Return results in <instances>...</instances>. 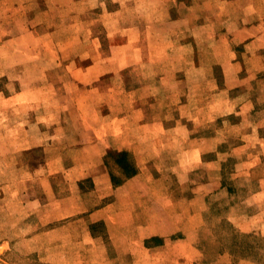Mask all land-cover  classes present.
Masks as SVG:
<instances>
[{
	"label": "rangeland",
	"instance_id": "rangeland-1",
	"mask_svg": "<svg viewBox=\"0 0 264 264\" xmlns=\"http://www.w3.org/2000/svg\"><path fill=\"white\" fill-rule=\"evenodd\" d=\"M59 1L0 0V264H264V0L181 6L194 44L171 0ZM130 22L124 97L102 60Z\"/></svg>",
	"mask_w": 264,
	"mask_h": 264
},
{
	"label": "crops",
	"instance_id": "crops-1",
	"mask_svg": "<svg viewBox=\"0 0 264 264\" xmlns=\"http://www.w3.org/2000/svg\"><path fill=\"white\" fill-rule=\"evenodd\" d=\"M77 1H78L77 3H80V2L84 3L81 0H77ZM171 2L172 3L168 4V6H167L168 20H170L171 22H177V23H181V24L185 25V27H184L185 29H183V30H179V29L174 30L175 31L174 33L172 31L171 36L172 37H178V36H180V31L187 30L189 33V36H191V40L193 41V44H194L197 40L195 39V37H196L195 34H193L194 32L190 31L189 26H190L191 20L188 16L181 15L180 11H179V8L181 6H187V8L189 9L190 5H193V0H171ZM101 3L102 2H100V4ZM59 4L63 5V0H60ZM102 5H104V12H106L105 14H103L105 16H111V15H107V14L119 12V11H109L106 7L105 2ZM117 10H119V9H117ZM104 25L109 27L106 24H104ZM249 25H247L246 27L249 28L251 26H254V24H252L250 26ZM247 28H243L242 33H244L247 36H251L249 34ZM81 34L82 33H80L79 35H81ZM106 35H107L108 39H111V37H119L122 39H119L118 42L115 41V44H113V47H111L112 44H110L111 53H109L108 57H106L102 61L103 62L108 61V64H111V63H114V64H111V67H113V68H110V71H104V73L109 72L108 74H113L111 76L118 79L117 83H119L121 85L120 86L121 87L120 94H122L124 97L127 96V94L132 95V93H134L135 91L133 89L131 90V88L130 89L127 88L128 84H126L124 78L120 75H121V72L127 70L131 66L135 67V64H141V60H142L141 52H143L141 40H142V37H145V35H148V30L143 31V27H141V23L136 24V23L130 22V23L124 24L123 26L120 25V27L114 31L108 30ZM255 35H253V36H255ZM253 36H251V37H253ZM88 37L91 38V40L93 42H95V44L97 45V51L100 52L101 41H100L99 35L95 34L92 30L91 33L88 32ZM203 37H206V36H203ZM203 47H204V45H203ZM193 49H194V46H193ZM193 51H195V49ZM237 53L233 59L238 58L239 52L237 51ZM99 63H100L99 61L98 62L94 61L87 68H92V70H96L97 66H95V65L99 64ZM232 64H234V63H232ZM200 65L201 64H199L197 66L191 65L190 68H191V70L197 69V68H200L199 67ZM204 65L206 67L207 65L209 66L211 64L205 63ZM214 67H219V69H223L224 71L227 70V67H228L227 60L219 61L218 64H214ZM224 75H226V74H224ZM100 77L101 76H97L95 78L93 77L92 81L93 82L97 81V80H99ZM215 82H216V80H215ZM161 83H165V82H161ZM151 100H153V99H151ZM133 110H136L137 113L139 114V127L140 128H142V125L144 127L145 126L147 127L149 125H154L159 129V131H164L165 128L163 125L164 124L163 120H161V119L157 120L153 116H150L147 112V111H149L147 107L145 108V107H137L136 106ZM111 118L112 119H118L117 116H112ZM108 133H110V131H108ZM112 133H115V132H112ZM132 144H133L132 142H127V143L125 142L123 147H119V146L118 147L132 150L133 148L137 147L134 144L133 145ZM197 156L200 157V151L197 152ZM94 215H95L94 213H90V215H88V216L90 218H93L92 216H94ZM95 221H98V219L93 218L90 221L89 225H91V223H93Z\"/></svg>",
	"mask_w": 264,
	"mask_h": 264
},
{
	"label": "trees",
	"instance_id": "trees-1",
	"mask_svg": "<svg viewBox=\"0 0 264 264\" xmlns=\"http://www.w3.org/2000/svg\"><path fill=\"white\" fill-rule=\"evenodd\" d=\"M123 154H119L120 156H117V163L123 168L124 172L127 174V176L131 177L138 173L137 167H135L134 162L131 160L129 153L120 152ZM116 158V157H115ZM111 178L115 181V176L112 175ZM123 180H118L115 182V184H121Z\"/></svg>",
	"mask_w": 264,
	"mask_h": 264
}]
</instances>
